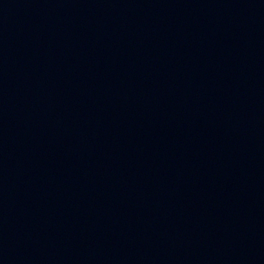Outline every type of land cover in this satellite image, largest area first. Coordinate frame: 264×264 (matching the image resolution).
I'll return each instance as SVG.
<instances>
[{
	"label": "water",
	"instance_id": "1",
	"mask_svg": "<svg viewBox=\"0 0 264 264\" xmlns=\"http://www.w3.org/2000/svg\"><path fill=\"white\" fill-rule=\"evenodd\" d=\"M0 264H264V0H0Z\"/></svg>",
	"mask_w": 264,
	"mask_h": 264
}]
</instances>
